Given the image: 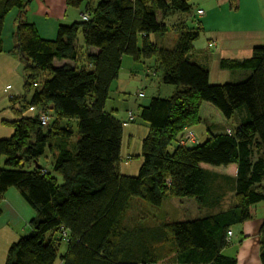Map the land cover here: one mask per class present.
I'll return each mask as SVG.
<instances>
[{
    "label": "trees",
    "instance_id": "obj_1",
    "mask_svg": "<svg viewBox=\"0 0 264 264\" xmlns=\"http://www.w3.org/2000/svg\"><path fill=\"white\" fill-rule=\"evenodd\" d=\"M31 1L0 0V55L6 18L18 10L14 51L27 89L34 90L30 106L37 110L11 123V138L0 139V204L15 189L36 214L31 234L12 244L6 264H56L59 259L63 264H158L159 256L170 258L166 264H238L223 255L228 233L252 220V207L264 202V44L242 61L221 60L222 69L243 76L213 84L209 69L191 56L205 12L195 14L189 0H101L86 8L80 22L60 25L55 40L43 39L24 20ZM88 1L67 0V6L80 9ZM173 17L176 45L160 47L151 37L166 35V22ZM179 18L185 21L179 24ZM154 56L163 67V83L175 91L140 107L150 132L142 143L139 175L126 177L118 169L124 127L106 105L123 59L142 62ZM55 61L74 66L55 67ZM43 74L50 77L41 83ZM204 103L228 121L238 112L246 118L231 134L209 131L202 145L189 148L196 138L180 146L185 131L202 123ZM41 111L55 114L48 129L39 120ZM63 121L77 123L78 141L73 129L59 126ZM132 122L136 117L129 114L125 123ZM42 158L49 159L51 169L39 165ZM203 165L238 166L233 209L186 222L162 223L153 214L129 221L134 199L155 208L171 198L203 204L210 192ZM62 243L68 248L59 256Z\"/></svg>",
    "mask_w": 264,
    "mask_h": 264
},
{
    "label": "crops",
    "instance_id": "obj_2",
    "mask_svg": "<svg viewBox=\"0 0 264 264\" xmlns=\"http://www.w3.org/2000/svg\"><path fill=\"white\" fill-rule=\"evenodd\" d=\"M204 1L209 5V8L206 7V9H204L203 6H200L194 12L195 14L199 10H204L205 12V15L201 19V26L203 27L202 39L205 43L207 41V43L200 47V45L196 46L199 44L197 43L198 41L195 42L194 51L191 54L192 59L194 62L209 69L211 75L210 80L213 84L237 81L238 78H242L241 76H243V74L232 73L222 69L221 60L242 61L250 55L253 48L264 44V0H237L233 5L231 0ZM84 5L80 7V9H72L67 6V0H32L25 10L23 17L28 23L36 26L43 39L55 40L60 25H70L74 22L81 21V15L84 12L82 8ZM7 18L3 31L4 53L0 55V61L12 67L16 66L20 59L17 52H11V49L7 50L6 48V39L4 35ZM19 18L20 12L18 11L14 20H12L11 28V39L14 49V33ZM184 21L185 18H179V24ZM170 24L172 25V29L177 28L175 22H171ZM166 35H164V37ZM151 38L155 37L152 36ZM8 41V45L10 46L11 42L9 39ZM89 51L93 54L98 53V51L94 49H89ZM127 59V57L123 59L122 69L117 80L118 83L122 81L123 75H127L123 72L124 64L129 63ZM140 63L142 62L134 61L130 65L136 68ZM54 65L55 67H62L65 65L74 66V64L67 61H55ZM130 74L126 77L130 76ZM116 82L112 85L110 95ZM148 105H141V107H146ZM106 110L109 111L108 102ZM109 112H116L113 114H115V118L123 124L125 133V127L128 126L125 122L128 117H126L123 122L118 107L112 108ZM36 114L37 113L31 114V116ZM201 118L203 123L204 119L202 116ZM242 118H246L245 112H242ZM211 130L209 131L213 134H218ZM232 132L233 129H231L228 134ZM123 145L124 136L122 149ZM202 168L207 173L210 192L203 204L197 202L194 204L193 211L196 219L215 216L233 209L236 206L238 166L231 165L227 168H213L203 165ZM1 211L6 213L7 219L3 222L4 215L0 216V227L7 228L6 231L10 232V234L8 233L10 242H13L16 236H19L17 230L19 227H29L31 230L30 222L36 215L15 189L9 190L4 195L1 200ZM252 217V220L236 225L230 229L232 237L229 241V245L223 251V255L230 258H237L238 264H262L261 253L264 247V236L261 233V229L264 224V202L252 207ZM164 221L166 223L172 220L170 216H164L162 223ZM65 245L66 247L60 251L59 256H63L67 252L68 245ZM56 264H63V262L59 259Z\"/></svg>",
    "mask_w": 264,
    "mask_h": 264
},
{
    "label": "rangeland",
    "instance_id": "obj_3",
    "mask_svg": "<svg viewBox=\"0 0 264 264\" xmlns=\"http://www.w3.org/2000/svg\"><path fill=\"white\" fill-rule=\"evenodd\" d=\"M100 1L101 0H89L82 8L83 11H85L88 6H95ZM189 1L193 5L194 10L200 6H203L204 9H206V7L209 8V5L206 4L204 0ZM17 14L18 10H14L9 14L4 35L6 39V48L7 50L11 49V52H14L11 39L12 20H14V17ZM201 19L202 18H200L199 21H201ZM171 22L176 23V18H170V20L166 22L169 27V32L165 37L162 35H154L155 38H152L154 43L158 44L160 47L172 49L176 45L179 33L177 30L172 29V25L170 24ZM202 34L201 38L197 42L199 44L196 46L200 45V47H202L206 45L207 41L205 43V41L202 39ZM8 39L11 42L10 46L8 45ZM79 40V45H83V37L80 36ZM127 58L129 63L124 64L123 72L127 75L130 73L131 74L128 77H126L127 75H123L122 81L120 83H118V81L115 83L108 101V109L111 111L112 108L118 107L120 111V117L122 118L123 122L129 114H134L136 117L135 123L132 122L126 124L128 126L125 127L124 145L121 153V159L118 164L119 172L125 174L123 176L134 178L139 175L140 169L143 165L142 143L150 132L149 125L141 119L139 109L141 105H148V103H150L153 98L159 97L162 99H167L172 97L175 89L163 83V67L161 66L157 56H154L149 60L142 61V63L137 65L136 68H133L130 65L132 62H134L133 59L130 57ZM84 66V60L81 54L78 67L81 68ZM49 77V74H43L40 77L39 82L43 83V81H47ZM33 93V89H27L20 61L18 64H16V66L12 67H9V65H6L4 62L0 61V139H9L14 135V129L11 123L13 124L14 122L22 119V117H28L31 114L37 113V110L30 106ZM140 93L144 94L143 98H139ZM200 112L204 122L192 127L191 131L197 138V144H193L189 146V148H193L199 144L202 145L208 138V132L211 130V128V131L214 133L228 134L231 129L234 130L243 122L240 112L236 113L233 119L228 121L216 108L206 103H204ZM47 113L52 117V119L50 125L46 127V129L50 128L52 124L56 122L54 112L48 111ZM60 123L61 124H59V126L61 128H69L71 130L73 129L76 135V141L79 140L77 123L66 121ZM129 158L130 160H128ZM39 165H43L49 169L52 167L49 159L45 158H42L39 161ZM34 167L35 165L31 168L33 169ZM133 204L135 205L134 211L129 216V221L133 223L136 222L138 218H140L139 215L147 216L151 214L156 216L158 219H161V221L163 220L164 216H170V219L173 222H186L196 219L193 211L194 204H196L194 199L171 198L165 201L162 208L152 207L142 199H134ZM2 215H4V222V220L7 219V216L6 213L1 211L0 216ZM148 224L152 225L156 223L150 221ZM6 229L7 228L0 227V264H6L8 252L13 243L17 242L21 237H26L31 234L29 227H19V229H17L19 236H16V239L13 240V242H10L8 237L10 232L6 231ZM64 247H66V245L65 243H62L60 251H62ZM169 261L170 258L168 256H159L158 264H166Z\"/></svg>",
    "mask_w": 264,
    "mask_h": 264
},
{
    "label": "built area",
    "instance_id": "obj_4",
    "mask_svg": "<svg viewBox=\"0 0 264 264\" xmlns=\"http://www.w3.org/2000/svg\"><path fill=\"white\" fill-rule=\"evenodd\" d=\"M199 14L200 15H203L204 13H203V11H200ZM84 20L87 21L88 20V17L87 16H84ZM38 117H39V120H40V122H41V124H42L43 127L46 128V127H48L50 125V122H51L52 117L48 113H46L45 111H41L39 113V116ZM130 120L132 121L133 120V117H131ZM195 142H196L195 135L191 131L186 130L184 137L179 142V145L180 146H186L189 143H195ZM128 160H130V158ZM64 236L66 237L67 235L64 234ZM231 237H232V232H229L228 233V236H227V238H228L227 241H230L231 240Z\"/></svg>",
    "mask_w": 264,
    "mask_h": 264
}]
</instances>
